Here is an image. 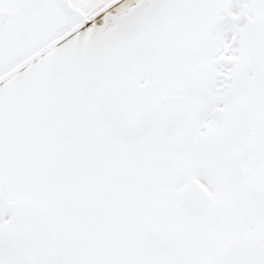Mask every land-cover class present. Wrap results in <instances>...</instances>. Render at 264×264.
Returning <instances> with one entry per match:
<instances>
[{
  "label": "snow or ice",
  "instance_id": "snow-or-ice-1",
  "mask_svg": "<svg viewBox=\"0 0 264 264\" xmlns=\"http://www.w3.org/2000/svg\"><path fill=\"white\" fill-rule=\"evenodd\" d=\"M0 264H264V0H0Z\"/></svg>",
  "mask_w": 264,
  "mask_h": 264
}]
</instances>
